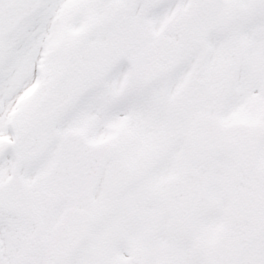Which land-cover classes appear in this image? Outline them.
I'll return each mask as SVG.
<instances>
[{
    "label": "snow or ice",
    "instance_id": "6c2138e0",
    "mask_svg": "<svg viewBox=\"0 0 264 264\" xmlns=\"http://www.w3.org/2000/svg\"><path fill=\"white\" fill-rule=\"evenodd\" d=\"M0 264H264V0H0Z\"/></svg>",
    "mask_w": 264,
    "mask_h": 264
}]
</instances>
